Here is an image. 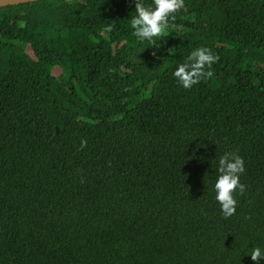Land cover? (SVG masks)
Wrapping results in <instances>:
<instances>
[{
	"label": "trees",
	"instance_id": "obj_1",
	"mask_svg": "<svg viewBox=\"0 0 264 264\" xmlns=\"http://www.w3.org/2000/svg\"><path fill=\"white\" fill-rule=\"evenodd\" d=\"M184 3L155 44L133 0L0 8V264H256L264 0ZM197 47L219 60L185 90L172 73ZM225 152L245 163L227 219Z\"/></svg>",
	"mask_w": 264,
	"mask_h": 264
},
{
	"label": "clouds",
	"instance_id": "obj_2",
	"mask_svg": "<svg viewBox=\"0 0 264 264\" xmlns=\"http://www.w3.org/2000/svg\"><path fill=\"white\" fill-rule=\"evenodd\" d=\"M133 3L135 11L129 20L130 27L139 41L148 44H155L163 37L169 29L170 21H174L176 14L185 7L184 0H151L150 4H146L145 0H133ZM218 60L219 56L214 55L211 49L197 47L183 63L178 64L172 75L183 89L190 90L202 79L212 76L211 68ZM244 172L245 163L239 155L225 152L219 157L218 175L213 190L215 200L226 219L236 214V194L245 191V185L240 182V176ZM249 256L259 264V261L264 259V249L253 247Z\"/></svg>",
	"mask_w": 264,
	"mask_h": 264
},
{
	"label": "water",
	"instance_id": "obj_3",
	"mask_svg": "<svg viewBox=\"0 0 264 264\" xmlns=\"http://www.w3.org/2000/svg\"><path fill=\"white\" fill-rule=\"evenodd\" d=\"M38 1H44V0H0V8H4L8 6H17L27 3H34Z\"/></svg>",
	"mask_w": 264,
	"mask_h": 264
},
{
	"label": "rangeland",
	"instance_id": "obj_4",
	"mask_svg": "<svg viewBox=\"0 0 264 264\" xmlns=\"http://www.w3.org/2000/svg\"><path fill=\"white\" fill-rule=\"evenodd\" d=\"M153 79H155V78H152L151 80H153Z\"/></svg>",
	"mask_w": 264,
	"mask_h": 264
}]
</instances>
